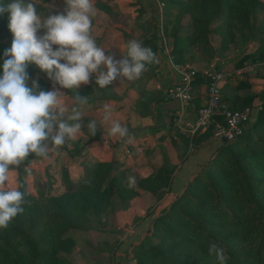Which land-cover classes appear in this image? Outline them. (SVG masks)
Returning a JSON list of instances; mask_svg holds the SVG:
<instances>
[{"label":"trees","instance_id":"obj_1","mask_svg":"<svg viewBox=\"0 0 264 264\" xmlns=\"http://www.w3.org/2000/svg\"><path fill=\"white\" fill-rule=\"evenodd\" d=\"M185 1L168 0L165 5L176 14L172 31L168 32L164 23L175 55L184 46L190 50L194 46L203 52L212 51L209 26L216 20L220 22L211 33L221 39L232 35L233 26L250 30L249 13L260 5L258 0H189L183 4ZM184 17L189 19V31L180 36V21ZM260 32L257 50L264 54V31ZM11 41L5 13L0 16V65ZM154 41L152 32L144 44L155 53ZM32 66L27 69L28 86L36 79L38 90L48 91L49 82L34 76V71L30 72ZM251 99L252 96H247L241 104L230 106H248ZM145 101L136 103L140 114L146 109ZM99 104L100 100L90 101V107ZM250 124L241 135L215 148L211 164L200 165L166 210L155 216L151 235L157 240L139 246L134 264H216L208 254L213 242L225 250L227 264H264V103ZM115 170L114 161H94L80 177L69 179L64 171V190L55 195L43 193L45 183L41 181L35 184L36 193L30 194L18 177L16 188L26 193L24 212L6 229H0V264H67L58 254L70 251L73 240L69 234L79 231L90 214L97 216L105 210L112 195L107 184L116 181L115 194L122 198L139 191L160 198L171 181L164 154L162 163L152 165L148 175L139 179L131 176L135 178L134 184L128 179L115 180ZM45 186L52 189L51 182Z\"/></svg>","mask_w":264,"mask_h":264},{"label":"clouds","instance_id":"obj_2","mask_svg":"<svg viewBox=\"0 0 264 264\" xmlns=\"http://www.w3.org/2000/svg\"><path fill=\"white\" fill-rule=\"evenodd\" d=\"M64 4L63 12L45 18L31 0H0V16L7 13L12 34L0 65V229L24 212L26 193L7 186L8 174L17 172L29 154L46 158L83 133L84 115L77 106L69 109L61 103L66 96L61 89L75 93L93 78L95 89H105L117 80L139 79L147 65L158 62L153 50L136 40L126 45L118 60L106 54L109 49L99 46L91 35L94 0H64ZM29 65L46 74L53 90H38L36 79L28 86ZM75 100L86 104L87 96L75 94ZM103 120H111L110 110ZM86 127L91 136L98 123L88 120ZM108 135L124 138L130 133L111 120ZM128 181L134 184L135 178ZM208 254L216 264H227L228 256L216 242L209 245Z\"/></svg>","mask_w":264,"mask_h":264},{"label":"rangeland","instance_id":"obj_3","mask_svg":"<svg viewBox=\"0 0 264 264\" xmlns=\"http://www.w3.org/2000/svg\"><path fill=\"white\" fill-rule=\"evenodd\" d=\"M159 1H163L166 5L168 0ZM258 1L260 5L257 6L255 11L253 10L252 12H250L248 16V22L251 28L250 30H247L240 26H233L231 28L232 35L229 38L224 37V39H221L219 35L211 33L220 22V20L214 21V23L209 26V29L211 31L209 34V42L212 51L208 50L206 52H203L193 46L192 49L202 55V63L199 64V68L192 66L191 67L194 69H205L214 66L221 72V81L230 79L233 80L236 84L238 82L245 84L247 83V80L250 79V77H261L262 79H264V72L260 70L264 69V54L257 50L259 36L262 35L260 31H264V0ZM31 2L39 7L42 5L41 3L43 2V0H31ZM189 2V0H186L182 3L187 4ZM38 11L40 14L44 15L43 10L41 12L40 10ZM163 11L165 12L164 23L168 27V32L172 31L175 25L174 21L176 14H173L171 9L166 8V6L163 7ZM180 22L182 23L181 32L184 35V33H186V30L189 31L190 22L187 17L182 18ZM149 24L150 23H147V26L145 28V30L147 31L149 30ZM153 33L155 35V39L157 40L156 25L154 27ZM222 46H224L225 50L220 51ZM119 53L120 52H118V55ZM258 53H261L262 57H259ZM175 58L177 61L183 62V60L179 59L178 57ZM244 64H255L257 65V68H255V70L249 74H237V69H239ZM33 71L35 73L34 76L38 75L39 77L50 81L47 78L46 74L41 72L35 65L32 66L30 72ZM135 81L136 80H122L121 82H119V80H117L112 84L106 86L105 89L101 90H104L102 93L106 95H112L114 99H123L124 97H126V101L130 99L128 101V104L131 105V100L133 99L134 95L126 93L124 89L132 87ZM221 81L219 83L220 89L222 83ZM90 83L96 86L94 83V78ZM81 86L82 85H80L79 87ZM122 89L124 90V94L121 95L120 91ZM76 91L77 89H75V93L70 90L66 91L64 93L66 96L64 97L67 99H73L75 98L74 94H76ZM257 91L259 92L255 94H251L253 93L251 92L246 95V97L252 96V99L256 97L255 101H252L251 99L249 101V104H246L249 108H254L253 111L251 109L252 114L250 115L249 126L251 125L250 123H252V121L255 119L257 109L262 103H264V85H259ZM93 95L99 97L98 94L92 93V96ZM63 104L66 105V103ZM116 104L117 102L115 101L114 105ZM114 105L110 108L108 107L98 110L96 112L97 118L102 122L105 112L110 110L111 120L119 121L123 125L124 120L131 118L133 114L132 108L129 106L127 110L125 109V115L127 116H123L124 118H122V115L119 114L121 112H115ZM172 112L175 113V111ZM173 117L175 119H179L180 116L178 117L177 114H173L172 117L163 122L162 126H160V120L157 116L154 120L150 117V121L144 122L143 125L132 127L127 122V128L129 129V131H137V134H146L142 136L141 140L139 139V141H135L133 138L129 139L126 142L123 138H120L118 136H109L108 128L110 129V127L103 126V122L102 125L100 122L96 133L94 135H91V138L105 139L108 142V146H114L117 147V149H121V146H123L122 148H128L129 150V155L126 156L124 154L123 162L114 161L116 163V170L114 171L115 180L125 181L131 176H136L137 179H139L148 175L151 172L152 164L147 162V156L151 155V152L153 151L155 146H159V144L164 141L165 138L168 139L169 142L173 145L176 140L181 143L182 154L178 158L179 162L182 160L183 154L184 156L198 154V149H200V147L202 148L203 145L209 140L213 141L214 147L211 148L213 150L210 151L204 149L202 151L203 156L199 159L200 164H198L195 170H193L190 174L186 175L187 179L184 181V183L191 179L192 175L199 170L200 165H205L206 167L211 164L214 149L221 146L222 143L225 142L221 140L222 138H219L217 135H215V131L217 128L215 127L214 120L206 126L204 131H196L194 133H190L187 130L188 126H184V124H177V122L174 124ZM191 117L192 115L190 116V119ZM177 125L185 127V130L181 131ZM81 131L83 133H88L86 125L83 124ZM78 145L79 143L77 141H67L65 145L56 148L46 158L36 156L35 154H29L23 164L19 168L15 169V171L17 172H10L8 174L7 186L9 188H16L18 181L17 178L20 177L22 183H24L26 192L35 194L36 182L38 183V181H41L45 183V185H48L50 182L52 185L55 184L54 180H50V176L56 175L57 177H59L60 175V178L62 179L64 169H66L64 165L69 166L67 163L69 158L76 156L77 152H79L80 148ZM136 147L140 148V151L138 153L140 155H138L135 151ZM59 154L62 156L59 157ZM56 158L57 160L61 158V160L58 162L61 163L60 167H57V164H55ZM176 166L177 164H175L174 167H171L169 165L171 177L174 169H177ZM42 169L44 171H42ZM53 169H57V171ZM18 170L20 171V173H18ZM148 170L149 172H147ZM115 183L116 181H114L112 185H106V188H108L112 195L110 196V201L105 207V210L97 216L90 214L87 220L81 225L79 231L69 234V237L73 240L72 248L68 253L58 254L59 258L63 259L65 263L134 264V255L139 251V246H145L149 242H156L157 238L151 235L153 219L155 218V216L166 210L172 199L176 195H178H175V193L172 192V189L170 191L169 186L171 184V181L164 194L170 191L172 192L173 196L170 197L168 201L166 200V202L161 200L164 194L159 198L144 191H139L138 194L136 193L129 198L119 197L115 194ZM45 185L42 191L43 193L46 192V194L50 192L52 195H55L61 193L64 190V186L62 191H60L62 188L60 187L59 190L58 186L56 188L52 186V189L48 190Z\"/></svg>","mask_w":264,"mask_h":264},{"label":"crops","instance_id":"obj_4","mask_svg":"<svg viewBox=\"0 0 264 264\" xmlns=\"http://www.w3.org/2000/svg\"><path fill=\"white\" fill-rule=\"evenodd\" d=\"M163 2V1H162ZM40 6V12L43 10V14L45 18L48 15H55L63 12L65 7L64 0H43ZM165 3L163 2V7ZM95 14L92 19V28L91 35L97 42L99 46L104 47L106 50L109 49V53L114 55L115 59H120L122 57V53L126 51V45L132 41H139L143 46L144 40L150 36V34L154 31L155 25L157 26V22L160 18L158 6L153 0H94ZM174 13V10H171ZM163 21L165 22V12L162 8V16ZM147 23L149 24V30H145ZM182 24V23H181ZM181 27L179 29L180 36L183 34L181 32ZM41 31L38 35H42ZM155 47L157 51L155 52L158 62L147 65L146 70L142 73L139 79L133 83V86L127 89H124L126 93L133 94L134 97L131 100V105H129L128 99L126 101V97L123 99L117 98L114 99L112 95H106L102 93V90L95 89L92 83L87 85H82L77 88L76 94L84 97L87 96L86 104H78L75 98H61V103H66V105L71 109L73 106H77L79 110L84 115L82 118V124L87 125L88 120H96L98 125H100L101 120L97 118V111L102 108H110L114 105L115 112L119 113L123 116L125 115V109L130 106L132 108V116L130 119L123 121V126L127 127V122L129 125L138 126L143 125L144 122L150 121V117L154 120L156 116L158 117L160 126L163 125V122L168 118L172 117L173 114H177L180 116V120H178L181 124L191 123L194 118L195 109L202 104L204 99V82L202 79L197 78L192 83V99L189 102V105L185 110L177 111V113L172 111L162 110V100H161V89L164 87H168L172 83H174L177 79V74L171 71L168 66L164 63V57L160 53L157 40L154 41ZM168 46L171 47L172 53L174 56H177L179 59L183 60L189 66L199 68L200 63H202V55L199 54L194 49H188V47H182V52L179 55H175L174 49H172V40L169 37ZM54 48L56 46H53ZM118 52L119 55H118ZM196 70H202L196 69ZM264 72V69H262ZM48 81V80H47ZM49 82L48 91L53 90L52 82ZM221 96L225 102L229 105H238L243 102L244 97L248 95V93L255 94L259 85H264V79L261 77H250L247 80V83H235L233 80L227 79L221 81ZM56 87H59L58 85ZM124 90L120 91V94H124ZM63 93L69 91L68 89H61ZM92 93L98 94L92 96ZM75 96V94H74ZM126 96V95H125ZM155 96V97H154ZM146 97V98H144ZM92 99L100 100V104L98 106H91L90 101ZM147 100L146 109L143 113H139L136 108V103L140 100ZM256 97L252 99L255 101ZM134 107V109H133ZM252 111L254 108H252ZM251 111V114H252ZM134 115V116H133ZM192 115L191 119L190 116ZM149 119V120H146ZM191 121V122H190ZM103 126L111 127V121H104ZM101 122V125H102ZM106 124V125H104ZM149 124V123H148ZM166 128V127H164ZM160 129V128H157ZM107 130V128H106ZM109 130V128H108ZM130 135L124 137L123 139L128 141L129 139H133L135 141L141 140V137L146 133H138L137 131H129ZM90 139V140H89ZM68 141H77L79 143V152H77L76 156L69 158L68 165L65 166L66 172L69 179H74L80 177L81 174L85 173L86 170L90 167V165L94 161H118L123 162L124 153L123 146L121 149H117V147L108 146V142L105 139H94L90 137L88 133H81L75 139H70ZM84 143V144H83ZM214 147L213 141L209 140L207 143L203 145V147L198 149V154L184 156L182 155V160L179 162L178 158L182 154V146L181 143L176 140V142L171 144L168 139L165 138L159 146H155L151 155H148L147 162L152 165H160L162 163V154L166 155L169 165L174 167L177 164V169H174L171 177L170 191L178 194L181 188L184 185V181L187 179L186 175L190 174L195 168L200 164L199 159L203 156L202 151L204 149L212 151L211 149ZM60 155V154H59ZM140 155V154H138ZM60 155L59 157H61ZM55 158V157H54ZM61 160L56 158L55 164L57 167H60L61 163H58ZM146 162V161H144ZM179 164V165H178ZM56 170L57 169H53ZM150 170V169H149ZM149 170L147 172H149ZM42 171H44L42 169ZM146 172V173H147ZM145 173V174H146ZM50 180H54L55 184H51L60 190H63V185L61 184L62 179L55 176H50ZM54 177V178H52ZM61 179V180H60ZM166 192L161 200L166 202L170 197H172V192ZM160 200V201H161ZM159 201V202H160ZM164 204V203H163Z\"/></svg>","mask_w":264,"mask_h":264},{"label":"built area","instance_id":"obj_5","mask_svg":"<svg viewBox=\"0 0 264 264\" xmlns=\"http://www.w3.org/2000/svg\"><path fill=\"white\" fill-rule=\"evenodd\" d=\"M158 6L159 20L157 22V43L160 53L163 55L164 63L168 68L177 74V79L168 87L161 89L162 103L176 100L178 109L175 111L185 110L192 99V83L195 79L200 78L204 82V99L194 111V118L191 124L184 123L188 126V131L194 133L202 132L206 126L214 120L215 135L225 140H231L241 135L250 122L251 108L243 106L241 108L231 107L221 96L219 83L221 81V72L214 66L202 70H196L186 63L176 60L172 53L171 47L168 46V36L164 30V21L162 16L163 2L153 0ZM257 68L255 64H244L237 69V74L251 73ZM262 71V69H260ZM179 117V116H178ZM173 117V123L181 124ZM181 131L185 130L183 126L177 125ZM137 154L140 148L136 147ZM123 153L129 155L128 148L123 149Z\"/></svg>","mask_w":264,"mask_h":264},{"label":"water","instance_id":"obj_6","mask_svg":"<svg viewBox=\"0 0 264 264\" xmlns=\"http://www.w3.org/2000/svg\"><path fill=\"white\" fill-rule=\"evenodd\" d=\"M162 110H166V111H176L178 109V103L176 100L174 101H170L167 103H163L161 106ZM222 141H225L224 138L221 139Z\"/></svg>","mask_w":264,"mask_h":264}]
</instances>
